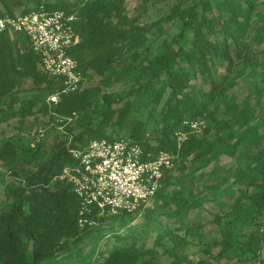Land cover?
Segmentation results:
<instances>
[{
    "label": "trees",
    "instance_id": "1",
    "mask_svg": "<svg viewBox=\"0 0 264 264\" xmlns=\"http://www.w3.org/2000/svg\"><path fill=\"white\" fill-rule=\"evenodd\" d=\"M0 1L4 8L0 17L28 13L42 5L50 11L75 14L79 41L68 53L78 62L84 78L93 83L61 93L56 105L41 102L40 95L19 99L15 90L23 84L54 94L62 90L63 82L44 70L42 58L26 34L0 33V122L19 117L23 126L38 112H49L51 119L74 116L67 127L71 138L55 134L45 140L33 136L34 142L26 144L13 138L0 140V162L16 179L8 185L6 199H0V264H72L70 246L81 243L95 227L79 226V199L68 181L55 178L74 163L71 148H84L94 139L121 137H132L147 151L165 150L174 156L175 166L165 172L154 207L146 212L176 206V213H184L201 206L192 184L168 191L178 162L186 173L189 167L202 166L221 152L237 156L240 166L231 174L235 184L245 188L240 189L241 195L233 204L222 206L214 217L221 227V238L202 242L198 236L197 246L210 255L213 248L223 245L211 261L227 258L237 259L239 264H264V228L259 225L264 219V117L250 98L240 102L227 94L237 80L234 74L251 76L259 67L251 57L252 42L264 45V11L258 9L264 7V0H140L146 4L144 12L155 7L159 14L151 24H141L139 14L131 17L125 0H84L78 4ZM161 3L166 11L158 7ZM166 23L178 26L179 31L172 34L165 30ZM153 28L158 32L157 43L149 37ZM194 80H199V85ZM118 82L129 88L125 98L115 99L109 92ZM252 92L259 98L264 96V79L256 82ZM143 93L149 102L156 103L154 110L160 114L152 126L133 113L137 104L131 98ZM121 102L122 107H115ZM214 103L218 109L223 107L221 115L231 119L218 116L212 109ZM186 119H209L207 126H213L214 135H209V128L199 136L184 125ZM177 131L187 134L181 144L175 138ZM239 146L250 151H238ZM31 165L35 168H29ZM216 174L214 167L212 178ZM222 183L223 179L217 178L210 188L217 191ZM134 215H105L100 221ZM238 226L248 229L241 239L235 230ZM175 247L165 250L174 258L172 264H196L189 260L190 249L177 251ZM211 261L207 258L197 263ZM96 264L157 263L153 248L118 244Z\"/></svg>",
    "mask_w": 264,
    "mask_h": 264
},
{
    "label": "rangeland",
    "instance_id": "2",
    "mask_svg": "<svg viewBox=\"0 0 264 264\" xmlns=\"http://www.w3.org/2000/svg\"><path fill=\"white\" fill-rule=\"evenodd\" d=\"M60 1H69V3L78 4L82 3L84 0H53V2ZM171 2H174V0H171ZM145 5L146 4L140 0H125V7L131 17L139 14V17H141L139 19L141 24H151L158 18L159 14L155 7H150L148 12H144L143 9L146 7ZM158 7H164V11L167 10L163 3L158 5ZM258 9L264 11L263 6H259ZM3 10L4 8L0 1V11ZM163 27L172 34L179 31L178 26L171 25L170 23L164 24ZM157 34L158 32L155 28L149 33L150 39L154 40L156 43L158 41L156 39H159L157 38ZM161 37L163 38L164 36ZM252 49L253 54L251 57L259 63L256 74L253 73L251 76L243 77L234 74L237 77V80L230 88H228L227 94L230 96H236L240 102L250 98L251 104L257 109V113L264 117V96L259 98V95L256 94L254 96V93L252 92L255 89L256 82L264 79V45L258 46L255 42H252ZM247 73H250L249 69H247ZM93 82L96 83L97 80L95 79ZM193 83L199 85L200 81L194 80ZM85 84L91 85L93 83L85 79L82 87ZM128 91L129 88L124 87L121 82L113 84L111 89H109V92L115 99H118L121 96L125 98ZM15 95L22 100L31 98L35 95H40V101L48 103L49 97L52 94H49L47 90L34 89L31 84L26 83L15 90ZM147 96L146 93H143L135 99L134 97L131 98L135 101V104H137L133 108V113L139 118L150 121L152 126L159 120L160 114L156 113L154 110L156 103L153 101L149 102ZM258 100H260V104H257ZM140 105H143L144 107L139 111L138 108ZM122 106V102L116 103L115 105V107L118 108ZM212 109L215 112L217 111L218 116H222L221 118L226 120L231 119L230 116L221 115L223 107L218 109L216 103L213 104ZM51 118L52 116L49 112H38L35 116L27 118L23 122V126H21L22 122L19 117L12 118L7 122H0V140L13 138L16 142L26 144L33 141V136L37 139L44 138L45 140L55 134H58L63 138L72 137L67 130V127L70 126V123L73 121L70 123H64L60 126L57 121L58 117ZM208 122H210L209 119L205 120V124L195 130L196 132H199V136H202L209 128V135H214L215 129L213 126H207ZM20 127H23L24 129ZM235 127L237 128L238 126ZM147 132L151 133L150 131ZM178 132L179 131L175 133V138L178 143L181 144L187 138V134L185 133V138L180 140L178 138L180 136L177 134ZM259 132L262 133L263 129L260 128ZM235 142L236 139L233 141L232 145ZM224 151H227V149H224ZM238 151H250V149L244 146H239ZM19 155H21V153H19ZM240 162L241 161L237 156H230L227 152H221L202 166L189 167L186 173H182L179 169L178 166L182 162H178L176 168L172 171L174 176L168 191H177L182 186L188 187L192 184L194 186V192L197 195L196 199L201 203V206H196L190 209L188 208L184 213H176V206L168 209L155 208L149 212L144 210L132 217L119 216L117 218L100 221L98 226L89 230L88 235L83 238L81 243H74L72 247L70 246L69 255L72 257V264H96L103 255L108 254L112 250L114 245L118 244H135L139 247L144 246L153 248L157 264H172L174 258L165 252L166 247L172 245L176 246L175 248L177 251L190 249L189 251L191 254L189 260L191 262H196V264H198L197 262L199 260L207 258L211 261V256L216 255L221 249H223V245L221 244L218 247L213 248L210 255L203 254L197 246L198 236H200V241L202 242H210L211 240L215 241L221 238V227L214 222V217L222 206L227 203L233 204L241 195L240 189L245 188V186L235 184L234 177L231 174L232 170H236L240 166ZM214 167L217 170V174L214 176L215 178H212L211 172ZM29 168H35V166L31 165ZM217 178L223 179V183L219 184V189L216 191V189L210 188V186L216 183ZM15 180L14 174L9 173L5 164L0 162L1 200L6 199L8 185L14 183ZM153 207L152 203L148 208L152 209ZM259 225L264 228L263 218L260 219ZM235 230L239 239L243 238L248 232L247 227L243 228L238 226ZM182 238L186 239L188 242H184V239ZM79 249L81 252H79ZM194 251L197 252L194 253ZM261 257L264 259V241L262 244ZM211 262V264H239L237 259L228 260L227 258H222L221 260L213 259Z\"/></svg>",
    "mask_w": 264,
    "mask_h": 264
},
{
    "label": "built area",
    "instance_id": "3",
    "mask_svg": "<svg viewBox=\"0 0 264 264\" xmlns=\"http://www.w3.org/2000/svg\"><path fill=\"white\" fill-rule=\"evenodd\" d=\"M77 16L64 10H47L43 5L28 13L0 17V33H24L33 50L42 58L50 75L62 79L63 87L49 97L58 104L61 93L76 91L85 78L69 49L79 41ZM74 116H58L59 123H70ZM205 120H184L197 130ZM178 138H185L179 131ZM72 165L64 167L55 180H66L79 199L81 228L96 227L105 215L137 214L154 201L167 170L174 168V156L165 150H145L132 137L94 139L84 148H71ZM11 173V171H9Z\"/></svg>",
    "mask_w": 264,
    "mask_h": 264
}]
</instances>
